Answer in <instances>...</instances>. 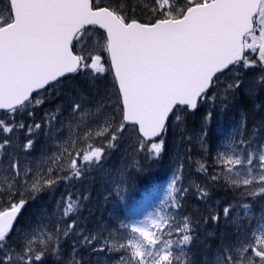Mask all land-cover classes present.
Instances as JSON below:
<instances>
[{
  "label": "snow or ice",
  "instance_id": "6c2138e0",
  "mask_svg": "<svg viewBox=\"0 0 264 264\" xmlns=\"http://www.w3.org/2000/svg\"><path fill=\"white\" fill-rule=\"evenodd\" d=\"M109 79L120 109L115 125L86 110V96L104 107L100 86ZM68 81L78 87H69L67 117L57 109L42 123L24 122ZM237 97L261 100L260 119L249 128L245 118L243 131L218 137L209 179L224 181L239 203L202 221L223 222L230 234L200 241L199 223L180 216L188 189L175 188L178 176L169 184L170 198L180 197L169 215L122 226L125 242H113L111 231H79L76 215L87 196L65 191L55 202L58 219L55 208L39 204L41 191L102 169L105 147L89 143L93 131L115 149L131 130L137 150L158 159L173 129L192 143L181 130L188 117L209 104L227 112ZM206 136L202 125L195 139L203 145ZM49 145L60 155L48 154ZM199 171L207 173L204 164ZM209 187H196L198 200L211 198ZM256 197L264 202V0H0V264H91L80 255L86 250L108 264H264V209L250 225ZM32 204L33 221L22 226ZM61 238L75 240L70 253Z\"/></svg>",
  "mask_w": 264,
  "mask_h": 264
},
{
  "label": "trees",
  "instance_id": "16d2710c",
  "mask_svg": "<svg viewBox=\"0 0 264 264\" xmlns=\"http://www.w3.org/2000/svg\"><path fill=\"white\" fill-rule=\"evenodd\" d=\"M103 2H107V0H103ZM69 87L77 88L78 84L74 83L73 81H68L66 82V86H61L58 87V90H53V93L49 94V100L51 102L36 107L34 109V118L25 119L24 122L26 124H31L33 122L42 123L46 113H55L57 112V109H60V112H62L64 116H67L65 108L67 106L68 101L66 97L73 95V93L69 91ZM100 87L102 90V94L104 92L107 93V96H104V107H97V105L99 104V100L95 96H86L85 99L89 101V103L86 105V110L89 112L93 111L96 116L101 117L102 122L108 121L115 125L119 119L114 120L110 115L112 109L115 108L117 110L116 114L118 113L117 116L120 117V109L116 107L118 103V97L116 95L115 89L111 87L110 79L109 81H105L104 85H101ZM93 98L95 99V101H93ZM259 103H261V100L256 99L255 97L251 98L250 100L248 98L241 100L239 97H237L236 105L238 106V111L244 113L242 120L243 122H245L246 118V122L249 128L252 127L254 122L260 119V116L257 114L258 109L255 107V105ZM234 110H236V108ZM101 113H103V116H101ZM207 113L208 111L205 106L198 113L188 117L187 123L185 125L187 133L190 129L194 130L193 127L199 124V120H203ZM174 130L175 129H173V131ZM212 131L214 130L210 126L207 132V137H215L212 134ZM168 136H170V134ZM93 138L94 139H91L89 142L92 145L98 146V143L100 141H98L96 136ZM100 138V147H105V149H107V141L105 137L100 136ZM37 139L41 141V146L43 147L44 138L38 135ZM178 140L179 138H176L175 132L173 135H171V140L167 143V149L171 143L176 144L177 148H179ZM125 141H127V138L123 136V139L121 140L122 143L120 144L119 149H117V151L124 152V155H122L123 158H125V155L127 153L128 156H131V154H134L135 156L136 149L133 148L132 144H125ZM185 142L186 140L182 142L181 146L182 150L185 151L184 155H182L181 152L177 160L169 159L167 151L158 159L148 158L147 152L138 151L137 166L128 165L126 167L127 170L124 173V199L117 198L116 191L113 192V190L111 191L110 188V190L108 189L101 173L99 177L96 174L97 171H93V174L87 180L73 181L70 184H61L56 186V188L51 190V192L47 190L41 191L39 193V195L41 196L39 204L51 205L53 208H55L57 215H55L54 218L58 219L59 208L57 207L55 202L59 201L60 197L64 194L65 191H71L74 194V197H79L81 199L84 196H87V199L82 201L80 205V211L76 215V220L80 225L79 231L83 232L84 234H95L96 231H101L104 232L105 235H107L108 232L111 231L113 242H125L128 239V233L123 232L120 229L122 226H127L126 223L129 222V218L132 215L131 206L135 203L137 193L140 190H144L154 185L155 182H157L161 178V174L164 176L167 170L171 169L172 167H175L177 169V176L179 177V180L175 184V188L179 189L183 187L188 189L187 193L181 194L182 206L180 208V216L183 217L186 214L189 218L199 223L198 231L200 232V241L203 242L207 235H223L225 233L230 234L232 229L226 228L223 222H221L219 227H217L215 225H212L210 221L208 223H203L202 221L208 220L210 212H219L220 206H224L229 203L236 205L237 203H239V197L236 193L229 190V188L225 186L224 181L212 184L211 181L207 178L209 181L208 185H210L209 191L211 193V198L204 202H201L197 199L198 193L196 191V187L198 185L203 186L202 182L203 178L205 177V174L204 172L198 171L194 160H191L190 157L187 156L186 150L187 148H189V146L186 145ZM52 146L53 145H49L46 148V152L48 150L50 151ZM173 158L176 159L175 154L173 155ZM179 165H183V167L181 168ZM43 169H45V167H43ZM178 169H180V171H178ZM63 174L64 173L62 172L61 175ZM178 198L180 197H177L176 194L173 193L172 197L168 200V202L171 204L174 202L175 199ZM252 206L256 215L253 216L252 220L250 221V225L255 226L259 222L258 218L260 210L264 209V202H261L260 198L256 197ZM34 212H36V205L32 204L31 207H28L23 212L20 221L21 225L24 224V221H28V223L25 225L32 223L30 221H33L32 214ZM68 241L65 242L64 239H61L60 242L63 245L62 251L70 253L71 248L68 246L70 245ZM208 244L212 245V247L215 248L212 239L208 240ZM80 255L82 257H84L83 255H89L90 257H86L84 260H90L91 264H98V262L99 264H108L107 260H104L100 257H94L96 259H89L93 256L87 250L82 251ZM113 255L115 256L116 253H113Z\"/></svg>",
  "mask_w": 264,
  "mask_h": 264
},
{
  "label": "rangeland",
  "instance_id": "374dc122",
  "mask_svg": "<svg viewBox=\"0 0 264 264\" xmlns=\"http://www.w3.org/2000/svg\"><path fill=\"white\" fill-rule=\"evenodd\" d=\"M222 91V90H221ZM93 101L95 99L93 98ZM238 106L236 105V101H231L229 103V110L225 112L223 110V106H216L214 107L213 105L209 104L206 106L207 111L212 112V116L208 121L205 123V118L203 120H199V124H197L193 129L188 130L187 135L193 137L192 143L188 144L186 140V145L189 146L187 148V156L190 157L191 160H194L198 171L200 168L201 164H204L205 167L207 168V173L205 174V177L203 178L202 184L205 185L206 183L209 184V175L212 173L213 168H212V161L214 156L216 155V151L220 146V140L218 137H220L224 133L228 132H234V131H243L241 128V124L243 123V112L238 111ZM236 108V110H234ZM92 111V110H91ZM116 109H112L110 115L114 120L120 119L119 116L116 114ZM89 114L93 113L87 111ZM94 117L86 116L85 117V124L81 125V127H85L90 119ZM193 125V123H192ZM204 126V130L208 132L209 127L214 130L212 131V134L215 136L213 137H207L203 141V145L201 144L200 141L195 139L196 136H198L201 133V126ZM93 128H96V125H93ZM185 129V125L181 127V130ZM176 132V130L172 131L170 133V136L166 137V144L171 140V135H173ZM95 131H93V136L92 140L95 137ZM123 136L127 138V141H125V144L130 145L132 144L134 149H136V154H131V156H128L127 154L125 155V158L122 157L124 155V152H118L117 149H105V155L106 158L103 160V167L102 169L99 170H94V172L97 171V175L100 177V173L104 178V181L108 187L110 188L111 191L113 192L116 191L117 193V198L124 199V188H123V182L125 179L124 173L127 170V166H137L138 162V156L137 153L139 150H137L136 145H137V136L136 134L133 133L131 130H127ZM98 141L101 142L100 136H96ZM67 137H65L66 139ZM176 138H179L178 140V146L177 148L176 144H170L168 149H167V154L168 158L172 160H177L182 152V155H184V150H182V141L180 137L176 134ZM99 142V143H100ZM61 143L60 141L56 142V145ZM90 143V142H89ZM98 143V146H100ZM122 143V142H121ZM120 143V144H121ZM56 145L51 148L50 151L52 153H58L60 155V152L57 151ZM96 145H93L95 147ZM47 153H51V152ZM62 152V149L60 150ZM202 153V154H200ZM176 155V159L173 158V155ZM160 158V157H159ZM61 159L63 157L61 156ZM180 166V165H179ZM46 169V168H45ZM169 171V172H168ZM180 171V169H178ZM177 176V169L175 167H172L171 169L167 170L164 176L161 174V178L155 182L154 185L151 187H148L144 190H140L137 193L135 203L131 206L132 210V215L129 218V222H127V226L131 224L138 223L140 221H143L149 217H152L154 214L160 215V216H165L167 217L170 212V203L168 200L170 199L169 196V184L172 182L173 177ZM208 178V179H207ZM210 180V179H209ZM109 189V190H110ZM32 222V221H30ZM28 221H24V224L22 226H26ZM129 235V234H128ZM63 239V238H61Z\"/></svg>",
  "mask_w": 264,
  "mask_h": 264
},
{
  "label": "bare ground",
  "instance_id": "6f19581e",
  "mask_svg": "<svg viewBox=\"0 0 264 264\" xmlns=\"http://www.w3.org/2000/svg\"><path fill=\"white\" fill-rule=\"evenodd\" d=\"M250 100V99H249ZM244 114V113H243ZM65 117H67V116H65ZM251 117V116H250ZM189 144V143H188ZM47 152H49V150L47 151ZM51 153H48V154H52V151H50ZM56 155H57V153H55ZM37 157H39L40 156V153H38L37 152ZM36 163L38 164V165H40V167L43 169V167H45V168H47L49 165L47 164V163H45V162H43V161H41V160H39V159H37L36 160ZM169 172V171H168ZM175 176V175H174ZM184 176V175H183ZM225 201V200H224ZM29 214V213H28ZM256 220V219H255ZM254 223V222H253ZM214 227V226H213ZM81 229H83V228H81ZM231 231V230H230ZM92 232H95V231H92ZM97 232V231H96ZM216 234V233H215ZM63 241V240H62ZM61 243V242H60ZM68 243H70V245H68L70 248H71V244H73V243H75V240L74 239H71V240H69L68 241ZM62 244V243H61ZM84 257H83V259H85L86 257H90L89 255H83ZM92 258H94V257H91V258H89V259H92ZM94 259H96V258H94Z\"/></svg>",
  "mask_w": 264,
  "mask_h": 264
}]
</instances>
